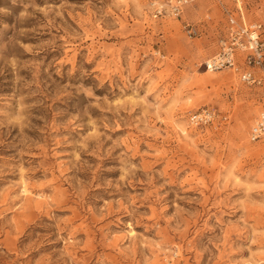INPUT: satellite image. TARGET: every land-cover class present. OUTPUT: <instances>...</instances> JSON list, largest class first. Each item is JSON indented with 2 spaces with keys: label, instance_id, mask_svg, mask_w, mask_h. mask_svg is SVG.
Wrapping results in <instances>:
<instances>
[{
  "label": "rangeland",
  "instance_id": "374dc122",
  "mask_svg": "<svg viewBox=\"0 0 264 264\" xmlns=\"http://www.w3.org/2000/svg\"><path fill=\"white\" fill-rule=\"evenodd\" d=\"M150 2L0 0V264H264V93L203 66L264 0Z\"/></svg>",
  "mask_w": 264,
  "mask_h": 264
},
{
  "label": "built area",
  "instance_id": "2783aa9c",
  "mask_svg": "<svg viewBox=\"0 0 264 264\" xmlns=\"http://www.w3.org/2000/svg\"><path fill=\"white\" fill-rule=\"evenodd\" d=\"M198 0H151L149 3L154 18L172 16L178 18L183 9ZM218 4L222 0H213ZM225 27L217 40V51L207 58L203 66L214 73L229 71L247 87L260 89L264 93V20L250 24L238 21L233 13L224 9ZM185 32L195 36L196 29L185 25ZM217 115L214 110L202 108L188 115L194 127L211 125ZM224 121V118L220 119ZM250 142L264 139V109L258 113L249 129Z\"/></svg>",
  "mask_w": 264,
  "mask_h": 264
},
{
  "label": "bare ground",
  "instance_id": "6f19581e",
  "mask_svg": "<svg viewBox=\"0 0 264 264\" xmlns=\"http://www.w3.org/2000/svg\"><path fill=\"white\" fill-rule=\"evenodd\" d=\"M206 72H209V73H214V72H212V71H210V70H205Z\"/></svg>",
  "mask_w": 264,
  "mask_h": 264
}]
</instances>
